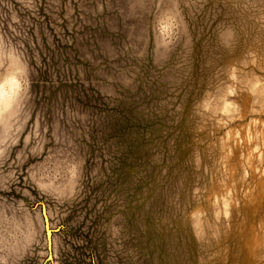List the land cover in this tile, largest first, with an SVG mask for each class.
I'll use <instances>...</instances> for the list:
<instances>
[{
	"label": "rangeland",
	"instance_id": "obj_1",
	"mask_svg": "<svg viewBox=\"0 0 264 264\" xmlns=\"http://www.w3.org/2000/svg\"><path fill=\"white\" fill-rule=\"evenodd\" d=\"M0 264H264V0H0Z\"/></svg>",
	"mask_w": 264,
	"mask_h": 264
},
{
	"label": "water",
	"instance_id": "obj_2",
	"mask_svg": "<svg viewBox=\"0 0 264 264\" xmlns=\"http://www.w3.org/2000/svg\"><path fill=\"white\" fill-rule=\"evenodd\" d=\"M45 219H46V226L48 227V247L51 250V248H52V232L49 228L48 217L46 215H45Z\"/></svg>",
	"mask_w": 264,
	"mask_h": 264
}]
</instances>
